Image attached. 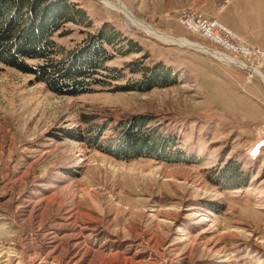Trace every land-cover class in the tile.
<instances>
[{
  "label": "rangeland",
  "instance_id": "374dc122",
  "mask_svg": "<svg viewBox=\"0 0 264 264\" xmlns=\"http://www.w3.org/2000/svg\"><path fill=\"white\" fill-rule=\"evenodd\" d=\"M16 4L0 3L16 37L60 13L68 65L101 39L102 65L125 68L60 91L0 58V264H264V0ZM187 13L257 51L234 55Z\"/></svg>",
  "mask_w": 264,
  "mask_h": 264
},
{
  "label": "trees",
  "instance_id": "16d2710c",
  "mask_svg": "<svg viewBox=\"0 0 264 264\" xmlns=\"http://www.w3.org/2000/svg\"><path fill=\"white\" fill-rule=\"evenodd\" d=\"M1 2L4 4L2 5V7L4 6L3 8L5 9V4L9 3L10 5H14L16 4L17 0H15V2L14 0H3ZM15 6H17L18 9L21 8V4H16ZM2 13L3 12H0V48L3 45L5 46L6 51L4 55H0V58L11 59L12 61L6 59L4 61L13 62L14 64L19 65L21 68L28 71L41 73L42 77L46 78L49 83H53L52 85L58 90L72 91L79 89H88L89 82H86L85 78L93 77V74L96 73L102 75V77H107L110 79H118L122 77V70L125 67H109L102 65L105 60L112 56V53H105V48L103 46L102 48L99 43L100 41H102L101 39L98 41V44H96V51L92 54L90 60L81 62V64L74 61L73 65H68L70 61L66 62L63 57H69L70 52H64L63 46L59 45L55 40L50 38L51 31L55 29V21L59 19L60 13L51 15L50 18H52V22H48L41 31L38 30V32L34 34L35 37L32 38V40L28 41H25L22 37H16L19 26L22 23L18 19V16L11 19L10 21L8 19V10L6 11V13ZM116 50L120 53H124L120 48H117ZM56 53L62 55V58L60 60L50 59L49 61H45L42 64L37 65L36 67L28 66L27 62L23 59V56L30 55L34 57L41 56L45 58V60H47L48 57ZM127 67L131 68L132 71L141 70L144 73H147L149 70L148 67H139L138 63H131ZM101 68L105 70L103 71V73L96 72L98 71L97 69L101 71ZM148 79L149 77L147 78V80ZM92 82L104 83L105 79L101 77L92 78ZM132 129H134V126ZM131 133L132 130H127V134L123 138V140L132 139Z\"/></svg>",
  "mask_w": 264,
  "mask_h": 264
},
{
  "label": "built area",
  "instance_id": "2783aa9c",
  "mask_svg": "<svg viewBox=\"0 0 264 264\" xmlns=\"http://www.w3.org/2000/svg\"><path fill=\"white\" fill-rule=\"evenodd\" d=\"M181 20L185 25L193 30L204 32L210 37L218 39L221 45L228 49V51L230 50L234 52V55L242 53L250 56L257 51L251 45L243 44L240 36L236 32L227 28L215 19L209 20L207 18L195 17L187 13L182 15Z\"/></svg>",
  "mask_w": 264,
  "mask_h": 264
},
{
  "label": "bare ground",
  "instance_id": "6f19581e",
  "mask_svg": "<svg viewBox=\"0 0 264 264\" xmlns=\"http://www.w3.org/2000/svg\"><path fill=\"white\" fill-rule=\"evenodd\" d=\"M163 39H167V40H173V39H171V38H167V37H162ZM176 41H178L179 43H181V44H183V43H186V41L183 39V40H176ZM175 41V42H176ZM194 46H196V45H194ZM196 47H198V46H196ZM219 54H220V52H219ZM222 57H223V55H222Z\"/></svg>",
  "mask_w": 264,
  "mask_h": 264
}]
</instances>
